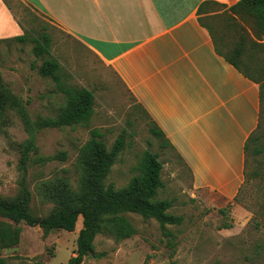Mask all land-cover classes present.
<instances>
[{
	"label": "rangeland",
	"instance_id": "obj_1",
	"mask_svg": "<svg viewBox=\"0 0 264 264\" xmlns=\"http://www.w3.org/2000/svg\"><path fill=\"white\" fill-rule=\"evenodd\" d=\"M7 1L13 17L29 37L43 30L50 34V57L58 59L69 72L62 82L92 90L94 112L87 125L34 129V145L28 151L24 172L20 158L31 133L24 124L22 110L32 123L38 118L55 117L66 96L53 76L40 73L46 56L34 54V42H18L13 36L0 38V78L8 97L0 110V198L14 200L25 186L30 192L29 212L48 216L60 205V198L52 191L58 180L65 179L72 190L78 189L77 160L90 130L99 128L108 150L124 131V147L111 165L105 184L126 186L141 174L143 153L155 152L162 162L163 186L153 199L171 200L168 211L181 215L183 220L179 225H165L170 231L165 233L154 218L127 212L135 232L121 240L105 232L97 234L93 249L80 264H264V84L259 123L246 150L243 183L235 198L226 201L211 192L193 189L187 165L149 132L147 114L112 69L103 66L77 39L32 5L24 0ZM213 10L220 12L203 16V21L219 36L221 50L230 51L239 39L240 29L229 24V14L223 7L214 6ZM244 28L253 38L251 28ZM241 59L264 83V54L245 41ZM256 147L261 148L258 154L253 153ZM0 219L20 229L19 242L0 250L7 264H65L74 254L82 227L81 216L73 231L45 230Z\"/></svg>",
	"mask_w": 264,
	"mask_h": 264
},
{
	"label": "crops",
	"instance_id": "obj_2",
	"mask_svg": "<svg viewBox=\"0 0 264 264\" xmlns=\"http://www.w3.org/2000/svg\"><path fill=\"white\" fill-rule=\"evenodd\" d=\"M24 1L114 71L187 165L194 190L235 198L245 142L259 123L260 83L225 59L199 18L238 0ZM23 32L0 0V38Z\"/></svg>",
	"mask_w": 264,
	"mask_h": 264
},
{
	"label": "trees",
	"instance_id": "obj_3",
	"mask_svg": "<svg viewBox=\"0 0 264 264\" xmlns=\"http://www.w3.org/2000/svg\"><path fill=\"white\" fill-rule=\"evenodd\" d=\"M2 1L8 9L12 10L9 1ZM228 10L231 14L227 12ZM225 11L229 14V24L234 27L238 26L240 29L239 39L233 44L230 51L223 52L220 43H218L220 42L219 36L216 35L211 26L205 23L209 28L215 47L222 52L227 61L249 78L259 82L260 90H262L264 84L262 79L252 75L248 65L243 64L241 58L245 41H248L252 48L264 54V0H238ZM199 19L203 20L202 17ZM235 19L238 20V23L235 22ZM244 25L251 28L254 38L248 36ZM13 39L18 42L27 40L34 42L32 48L34 54L46 56L40 66V73L44 76H53V80L66 96L64 106L55 117L38 118L32 123L26 111L22 110L21 115L24 124L31 133L20 158L21 167L25 172L28 151L34 145V129L75 124L87 125L93 115L94 94L92 90L87 88L64 85L59 74L60 65L56 59L50 57L51 37L47 31L43 30L37 36L31 37L24 31L20 35L13 36ZM7 98L0 78V110L5 106ZM148 130L154 137L161 139L162 147L173 149L162 131L151 120ZM252 134L245 142V152L248 149ZM102 136L103 133L99 128L94 127L90 130V137L81 147V154L77 160V167L80 171L78 189L72 190L65 179L58 180L52 191L56 198H60V205L48 216L38 217L29 212L30 192L25 186H23L21 194L14 200L0 198V218L10 220L14 224L24 222L29 226H39L45 230L73 231L78 217H82V227L79 229L76 238V249L65 264H80L89 251L93 249V240L99 233H108L117 240L129 238L135 229L125 215L127 212L140 214L144 218H154L165 233H170L165 229V225H179L183 220L181 215H175L168 211L172 206L171 200L153 199L157 190L163 186L160 178L162 162L155 152L146 150L143 153L141 174L132 178L126 186L116 188L112 183L105 184L104 179L116 156L123 149L125 141L124 131H121L108 150ZM260 152L261 148L253 149L254 154ZM223 226L228 227L226 224ZM19 236V227L12 226L7 221L0 219V250L16 245L19 242ZM0 264H7V262L0 257Z\"/></svg>",
	"mask_w": 264,
	"mask_h": 264
}]
</instances>
